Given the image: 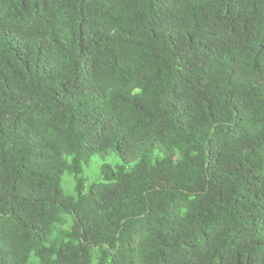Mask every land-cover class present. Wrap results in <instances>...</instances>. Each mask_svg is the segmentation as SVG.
I'll return each mask as SVG.
<instances>
[{
  "label": "trees",
  "instance_id": "16d2710c",
  "mask_svg": "<svg viewBox=\"0 0 264 264\" xmlns=\"http://www.w3.org/2000/svg\"><path fill=\"white\" fill-rule=\"evenodd\" d=\"M31 256L264 264V0H0V264Z\"/></svg>",
  "mask_w": 264,
  "mask_h": 264
},
{
  "label": "rangeland",
  "instance_id": "374dc122",
  "mask_svg": "<svg viewBox=\"0 0 264 264\" xmlns=\"http://www.w3.org/2000/svg\"><path fill=\"white\" fill-rule=\"evenodd\" d=\"M118 158L119 155L117 153L111 154L106 158V160H103L98 154L92 155L89 164L86 165L84 169V176L87 180V183L98 181L102 178L101 169L104 161L115 164ZM62 184L66 193H75L74 179L68 172H65ZM30 264H39V261L35 256H31Z\"/></svg>",
  "mask_w": 264,
  "mask_h": 264
}]
</instances>
